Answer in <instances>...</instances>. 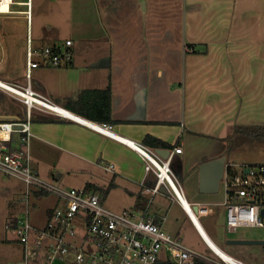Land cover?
Wrapping results in <instances>:
<instances>
[{"label": "crops", "instance_id": "crops-1", "mask_svg": "<svg viewBox=\"0 0 264 264\" xmlns=\"http://www.w3.org/2000/svg\"><path fill=\"white\" fill-rule=\"evenodd\" d=\"M148 2L157 21L155 29L146 32L140 18H145ZM168 2L33 0L34 43L63 45L70 39L74 62L70 66L35 68L30 83L60 108L88 122L111 125L121 138L153 149L163 158H167L177 144L181 145L182 153L173 155L172 165L177 162L182 171L187 162L193 160L192 169L197 171L199 185L202 163L226 156V164L239 165L212 143H223L222 139L229 140L235 134L244 135L240 127L264 126V0H182L181 32L175 37L168 32ZM159 8L165 11L158 12ZM171 8L174 18L173 5ZM159 18H165L163 23ZM1 33L4 38L0 45V80L25 86L28 78L22 39L12 40ZM179 35L181 46L170 48L168 41H176ZM163 41L166 49L162 47ZM108 87L111 122L105 123L96 119L101 117L97 110L101 98L92 91ZM10 117L25 120L17 115L7 116ZM45 117L55 121H42ZM60 118L64 120L58 121ZM30 130L32 165L44 179L55 181L63 188L103 193L104 205L115 212L144 208L147 198L141 194V183L152 185L154 177L146 175L145 160L128 143L76 119L38 110L31 113ZM148 136L169 144L171 149L150 146L146 143ZM110 163L114 171L107 169ZM63 171L86 177L79 187H70ZM177 172L175 175L180 176ZM105 182L108 186L103 184ZM222 184L221 181L219 191ZM111 187L126 192V197H118L119 201L112 204L116 209L106 202ZM24 191L20 192V199ZM159 195L162 199L169 196L167 192ZM39 196L47 197L42 203L43 220L33 218V221L42 225L55 206L56 198L34 194L33 211H37ZM157 196L150 209L157 215L156 222L164 228V206L162 201L157 202ZM129 205L133 208H128ZM200 225L210 241L226 254L247 264L257 263L247 255L239 257L234 248L254 245L264 249V245L245 244L253 240L232 238L239 230L226 238L225 245L231 252L228 253L201 222ZM223 227L225 231V223ZM174 236L180 238L178 233Z\"/></svg>", "mask_w": 264, "mask_h": 264}, {"label": "built area", "instance_id": "built-area-1", "mask_svg": "<svg viewBox=\"0 0 264 264\" xmlns=\"http://www.w3.org/2000/svg\"><path fill=\"white\" fill-rule=\"evenodd\" d=\"M8 4L11 10L0 12V15L24 14L27 21L28 83L25 86L0 85L27 109L25 120H0V172L25 184L20 199L22 214L5 224V228L16 235L17 241L23 245V258L17 264H194L198 260L209 264H247L234 257L231 261L216 260L196 250L165 231L156 222L157 215L151 213L155 196L164 192L172 195L184 208L182 197H186L172 169L173 155L182 153L181 145L177 144L169 156L163 158L155 150L141 144H129L145 160L146 175L153 174L154 177L152 185H147L145 181L141 183V194L147 201L144 208L138 210L115 212L104 205L103 193L63 188L55 181L44 179L36 171L30 155L32 111L70 117L31 86V72L40 67L72 65L73 41L66 40L63 45H36L31 29L33 0H9ZM15 6L26 9L15 10ZM77 121L117 138L111 125ZM107 169L114 171V165L110 163ZM222 182L226 193L222 203L226 234H236L241 228H264V163H227ZM37 193L56 198L55 206L49 210L42 225L33 221V198ZM191 205L198 206L199 218L215 214L210 205Z\"/></svg>", "mask_w": 264, "mask_h": 264}, {"label": "rangeland", "instance_id": "rangeland-1", "mask_svg": "<svg viewBox=\"0 0 264 264\" xmlns=\"http://www.w3.org/2000/svg\"><path fill=\"white\" fill-rule=\"evenodd\" d=\"M181 2L182 0H173V3L171 0H169L168 2V4H170V9L168 10L169 18H167V21L169 23L168 32L173 33L174 37L181 32ZM172 5L174 7L173 10L175 13L174 18H172ZM147 6V11L144 13L145 18H140V24L145 25L144 30H146V32L155 29V22L157 21L155 18H153L155 14L154 12H151L149 8V2L147 3ZM14 9L25 10L26 7L15 6ZM157 10L158 12H162L165 11V8H163L162 10L159 8ZM153 11H156L155 7H153ZM164 20L165 18H159L158 21H161L163 23ZM1 32H4L9 37H12V40L22 39V48H25L26 50L27 27L24 14L0 15V45L2 43V38H4V34H2ZM180 41L181 40L179 35L176 41H168L167 44L170 48L171 46L176 48L179 45L181 46V44H179ZM164 44L166 43H164L163 41L162 47L163 49H166L167 46H164ZM157 45L161 46V44L158 42ZM170 48L169 50L170 52H172ZM23 49H21L20 52L22 64L25 63V58H23ZM25 108L26 107L23 103L17 100L11 93L0 87V120L15 118H7V116L11 115H17L18 117H23V119H26ZM222 142L223 143L212 144H215V146L222 148L223 151L227 154L229 160L234 161L236 164H256L264 162V139H253L252 137H249L245 134H235L229 140L222 139ZM192 167L193 160L187 162L182 171L179 170V164L177 162H174V164L172 165L174 174H176L175 171H178L177 173L178 175H180L175 176L180 181L179 183L182 186L185 197L189 203L195 204L194 202L199 201L212 203L208 205L212 206L215 209V214L200 218V222L210 233V235L216 241H218L221 247L224 248L226 252L231 253L229 248L225 245L226 238L231 237L224 231L223 226L225 223V211L224 208L220 206V203H222L224 200V184H222L221 190L218 193H202L197 183V171L192 169ZM190 169L192 170L189 172ZM63 173L65 174L64 180L66 181L67 186L70 187H79L80 181H82L84 177H86L81 175L80 173L70 174L66 171H63ZM108 176V174L105 175L106 178H109ZM103 184L108 186L106 182ZM23 190H25V185L21 180L14 177H7L0 172V264H16V262L20 261L23 258V245L19 241H16V235L5 228V224H7L8 220H10L11 217H17L22 214L23 208L20 205L19 201L21 195L20 192H23ZM118 197H126V192L119 188L111 187L109 190V195L106 198V202L109 207H113L112 209H116V207H114L112 204L116 201H119ZM46 198L47 197L45 196H39L36 200L39 205L36 208L37 211H33V218L37 219L39 222H42L43 220L42 203ZM156 199L157 202H163V213L165 214L164 216H166V220L164 223L165 231L172 235H177L178 233L180 235V239H182L183 242L187 245L209 255L216 260H221V258L217 254L208 249V247L198 234V230L195 227L193 221L190 219L186 211L182 208L180 203L172 195L168 196L165 199H162L159 195L156 197ZM51 204L52 203H50L49 205ZM128 208L132 209L133 206L129 205ZM234 237L249 240H264V228H241L239 233L232 238ZM234 249L239 257H242V255H247L249 259L254 258L257 262L256 264H264V249L262 248V246L260 247L251 245ZM238 252H240L241 254Z\"/></svg>", "mask_w": 264, "mask_h": 264}, {"label": "trees", "instance_id": "trees-1", "mask_svg": "<svg viewBox=\"0 0 264 264\" xmlns=\"http://www.w3.org/2000/svg\"><path fill=\"white\" fill-rule=\"evenodd\" d=\"M193 46V44L188 45ZM203 53V52H202ZM93 93L97 94L101 98V105L100 109L98 108V112L100 111L101 117L96 118L98 121H102L105 123L111 122V90L110 87L104 89V90H94ZM96 110V109H95ZM64 120L63 118H60L58 121ZM42 121H48L53 122L55 120L50 118H43ZM242 130L244 129L245 135L252 137V138H260L264 139V126H258V127H240ZM146 143H148L152 147L157 148H170L171 146L159 139H156L154 137L148 136L146 138ZM194 264H209L203 260H198Z\"/></svg>", "mask_w": 264, "mask_h": 264}, {"label": "water", "instance_id": "water-1", "mask_svg": "<svg viewBox=\"0 0 264 264\" xmlns=\"http://www.w3.org/2000/svg\"><path fill=\"white\" fill-rule=\"evenodd\" d=\"M226 156H221L216 159L204 162L199 167V188L202 193H216L220 189V184L224 176ZM198 210V206H194ZM264 215V210H263ZM201 232L200 228L196 226ZM202 234V232H201ZM245 244H260L264 245L262 240L247 241Z\"/></svg>", "mask_w": 264, "mask_h": 264}, {"label": "bare ground", "instance_id": "bare-ground-1", "mask_svg": "<svg viewBox=\"0 0 264 264\" xmlns=\"http://www.w3.org/2000/svg\"><path fill=\"white\" fill-rule=\"evenodd\" d=\"M8 1L9 0H0V12H8L9 10H11L9 4H8ZM0 85L1 86H5V85H8L7 83L3 82L0 80ZM9 86V85H8ZM59 107V106H58ZM59 111L62 112L65 116L67 117H70V118H73V119H77V120H80V121H87V120H84L82 118H79L78 116H76L75 114L63 109V108H60L59 107ZM88 122V121H87ZM115 137L119 138L120 140L132 145V146H135L136 144L134 142H131L129 140H126L124 138H121L120 136H118L117 134L115 135ZM182 202L184 204V208H186L185 210H187L188 212V215L190 217V219L193 221V223L198 226L202 232V235L204 236V239L206 240V242L208 243L209 247L212 248V250H214V252L222 259L224 260H228V261H231L233 260L232 259V256L226 254L223 250L219 249L218 247H216L211 241L210 239L207 237V235L205 234V232L201 229V225H200V222H199V217H198V214H199V210H195L194 207L185 199L182 197Z\"/></svg>", "mask_w": 264, "mask_h": 264}]
</instances>
